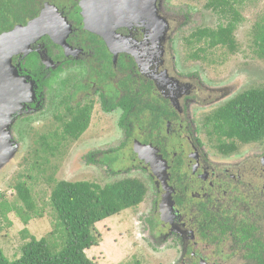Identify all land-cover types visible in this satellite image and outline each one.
<instances>
[{"label":"flooded vegetation","instance_id":"obj_1","mask_svg":"<svg viewBox=\"0 0 264 264\" xmlns=\"http://www.w3.org/2000/svg\"><path fill=\"white\" fill-rule=\"evenodd\" d=\"M81 2L0 0V34L30 25L35 38L11 56L26 98L10 120L19 112L88 111L93 137L84 161L112 182L144 187L135 208L139 238L164 254L162 264H252L247 251L257 239L264 244V137L243 143L213 121L247 89L225 93L188 69L193 58H179L172 36L176 17L187 16L166 1L155 2L164 35L160 21L144 17L147 3L130 0L138 7L111 21L109 37L86 27L96 29Z\"/></svg>","mask_w":264,"mask_h":264},{"label":"rangeland","instance_id":"obj_2","mask_svg":"<svg viewBox=\"0 0 264 264\" xmlns=\"http://www.w3.org/2000/svg\"><path fill=\"white\" fill-rule=\"evenodd\" d=\"M164 1L168 4L167 8L178 12L177 16L179 14L187 16L185 22L182 21V17H176L177 19L174 20L179 26V30L172 34L178 41L179 58L185 61L190 53L197 52L201 47L205 48L204 52L199 53L202 59L185 61L190 62L188 69L192 73L202 77L210 86L229 89L225 93L235 94L245 89L264 88V60L259 57L258 47L254 42L255 35L261 30L264 31V0H240L234 6L239 13L240 21L233 32L235 41L233 51L224 46L206 47L203 42L185 47L184 40L196 29L215 28L218 24H226L229 20L228 16L224 17L207 8L208 0ZM182 22L184 23L180 25ZM234 91L236 92L233 93ZM60 115L61 113L58 114L56 110L49 112L44 110L39 113L19 112L17 114L19 117L13 118L6 129L4 136L6 141L12 144L14 151L12 156L0 166V247L10 260L21 255V247L31 235L37 239L46 237L50 242H60V234L54 231L55 213L49 203L53 184L47 183L45 176L34 171L31 173L32 178L27 177L29 157L31 151L39 146L36 145L39 135L52 133L56 129L60 132L62 127L56 120V116ZM88 137H93L92 126H88L76 141L69 138L64 141L62 154L57 159L48 155L55 165L49 173L54 180H86L100 184L116 180L113 175L105 174L102 167L95 168L84 161L83 156L86 155L84 152L92 145L90 142H85L89 141ZM256 145L260 146L259 143ZM20 181H24L30 187L36 209L42 215L31 218L27 224L23 222L22 217L27 209L23 207L15 190V185ZM12 205L15 206L14 209L9 211L4 209ZM17 207L22 212L17 214L15 210ZM137 207L125 209L95 224L99 241L97 245L86 250L89 258L98 264H162L164 254L158 255V252H152L146 244L148 239L143 237L142 241V238H139L144 231L135 216ZM141 207L142 205L137 210ZM158 250L160 249L155 251ZM170 263L171 261L165 264Z\"/></svg>","mask_w":264,"mask_h":264},{"label":"trees","instance_id":"obj_3","mask_svg":"<svg viewBox=\"0 0 264 264\" xmlns=\"http://www.w3.org/2000/svg\"><path fill=\"white\" fill-rule=\"evenodd\" d=\"M240 0H208L206 7L222 16H228L226 24H218L215 28H198L185 40L187 46L203 42L206 47H227L233 51L235 41L233 32L240 16L234 7ZM254 42L258 47V55L264 60V31L255 35ZM201 47L197 52L190 53L193 59H202L199 53L204 52ZM69 116H56L62 129L60 132L39 135L38 142L29 157L27 176L32 178L33 171L45 176L47 183H52L49 203L55 213V233L60 234V242H50L46 237L37 239L31 235L21 247V255L10 260L0 247V264H98L89 258L86 250L98 244L99 234L95 224L119 212L137 206L143 199L145 189L137 180L124 179L116 182L100 184L93 181L54 180L49 175L55 165L49 158L56 159L62 154L64 141L68 138L77 140L88 128L89 115L75 113L69 110ZM213 120L215 129L220 133L237 138L247 143L255 142L264 137V88L247 89L228 101L217 111ZM212 120V119H211ZM219 121L224 124L217 126ZM224 129L225 132L222 130ZM222 131V132H221ZM49 155V156H48ZM87 163L92 160L87 157ZM18 199L27 209L23 217L25 224L31 218L41 217L33 202L30 187L20 181L15 185ZM14 205L6 211L14 209ZM22 212L20 208L15 209ZM40 213V214H39ZM27 229L25 228L24 231ZM53 236V235H50ZM252 264H264V244L258 239L252 244L246 254Z\"/></svg>","mask_w":264,"mask_h":264},{"label":"water","instance_id":"obj_4","mask_svg":"<svg viewBox=\"0 0 264 264\" xmlns=\"http://www.w3.org/2000/svg\"><path fill=\"white\" fill-rule=\"evenodd\" d=\"M144 1L147 3L144 17L146 19L155 18L161 22V35L165 33L167 22L156 13V0H134ZM130 0H82L81 4L84 11L87 10L85 17L96 29L86 24V27L101 36L109 37L114 34V30L110 27L111 21L126 19L125 11L130 7L138 6L129 4ZM139 2V3H140ZM137 11V10H136ZM140 16L139 13H135ZM35 39L31 35L30 25L18 27L10 32L0 34V166L6 159L12 156L14 149L12 144L6 141V129L8 128L10 115L16 108L21 106L25 101L24 92L17 78H19L15 68L11 64V56L20 51L25 52L29 43ZM107 40V39H105ZM16 78V79H15ZM14 79V80H13ZM28 101V98H27ZM9 108V109H8Z\"/></svg>","mask_w":264,"mask_h":264}]
</instances>
